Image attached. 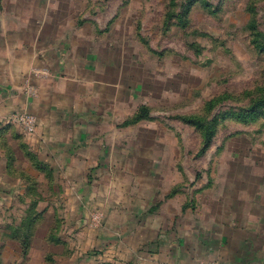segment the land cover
Returning a JSON list of instances; mask_svg holds the SVG:
<instances>
[{"label":"rangeland","instance_id":"obj_1","mask_svg":"<svg viewBox=\"0 0 264 264\" xmlns=\"http://www.w3.org/2000/svg\"><path fill=\"white\" fill-rule=\"evenodd\" d=\"M22 26L84 44L112 102L91 161L36 146L28 110L0 117V264H150L165 205H182L184 250L211 242L212 205H264V0H0V29Z\"/></svg>","mask_w":264,"mask_h":264},{"label":"crops","instance_id":"obj_2","mask_svg":"<svg viewBox=\"0 0 264 264\" xmlns=\"http://www.w3.org/2000/svg\"><path fill=\"white\" fill-rule=\"evenodd\" d=\"M0 30H5L0 35V117L28 110L38 117L36 133L45 137L40 145L35 139L36 146L43 144L48 148L47 153L68 155L73 161L97 159L102 147L108 145L105 108L112 100L102 92L107 89V80L99 74L92 77L93 67L87 63L91 56L81 51L85 45L79 42L45 44L42 28L22 26L19 27L21 35L16 33L14 37L12 32H6V27ZM41 66L50 68L49 77L34 75L33 70ZM29 83L40 90L37 97L25 93ZM102 134L106 136L104 139ZM106 153L107 150L104 155ZM165 206L168 214L165 218H171L169 235L166 233L168 243L160 242L167 248L159 255L157 251L148 253L153 254L149 255L150 264L159 261L161 264H196L197 260L206 258L227 264H264V205H245L239 209L232 208L233 205L229 208L212 205L202 214V227L208 231L211 242L203 238L201 246L189 250L183 249L188 221L186 215H181L182 205ZM177 215L180 221L178 230H174L175 218H172ZM176 236L179 239H175Z\"/></svg>","mask_w":264,"mask_h":264},{"label":"built area","instance_id":"obj_3","mask_svg":"<svg viewBox=\"0 0 264 264\" xmlns=\"http://www.w3.org/2000/svg\"><path fill=\"white\" fill-rule=\"evenodd\" d=\"M13 119L18 122L19 124L22 125V127L26 131H34L37 126V117L33 114L27 113V112H22L16 114ZM201 264H222L219 261H212L210 263H201Z\"/></svg>","mask_w":264,"mask_h":264},{"label":"trees","instance_id":"obj_4","mask_svg":"<svg viewBox=\"0 0 264 264\" xmlns=\"http://www.w3.org/2000/svg\"><path fill=\"white\" fill-rule=\"evenodd\" d=\"M138 118H140V117H138ZM136 120V119H135Z\"/></svg>","mask_w":264,"mask_h":264}]
</instances>
